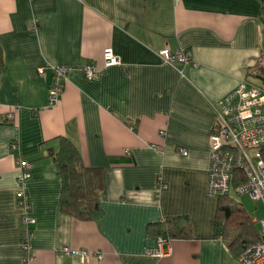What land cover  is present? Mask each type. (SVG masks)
Here are the masks:
<instances>
[{
  "label": "crops",
  "instance_id": "obj_1",
  "mask_svg": "<svg viewBox=\"0 0 264 264\" xmlns=\"http://www.w3.org/2000/svg\"><path fill=\"white\" fill-rule=\"evenodd\" d=\"M0 46V264H243L207 192L210 134L224 95L244 80L264 82L249 75L264 69V0H0ZM106 47L121 64L96 79L72 70L50 107L53 66L102 67ZM164 47L191 50L193 63H164ZM60 136L104 170L97 220L61 209L50 155ZM21 161L30 165L24 182ZM25 215L36 220L30 236ZM177 215L193 237L151 255L157 238L147 225ZM64 247L103 259L82 262Z\"/></svg>",
  "mask_w": 264,
  "mask_h": 264
},
{
  "label": "built area",
  "instance_id": "obj_2",
  "mask_svg": "<svg viewBox=\"0 0 264 264\" xmlns=\"http://www.w3.org/2000/svg\"><path fill=\"white\" fill-rule=\"evenodd\" d=\"M158 55L164 63H193V53L188 49L172 50L164 47L158 51ZM120 64L121 59L113 48L106 47L103 51L102 67H98L93 62L53 66L49 106L52 107L58 103L65 81L72 70L82 72L89 79H96L103 69ZM215 110L216 121L210 134L208 195L238 197L247 194L264 205V87L244 80L219 100ZM13 118L14 114L9 113L8 119ZM13 147H16V144H13ZM180 153L187 155L188 151L182 148ZM19 166L22 171L19 181L24 182L29 176L30 165L21 161ZM18 200L23 207L28 208L24 187L18 192ZM35 221L34 218L26 215L22 219L23 225L29 229V236L32 234ZM253 221L260 228L261 240L249 246L240 255V260L243 264H264V218L254 217ZM170 241L165 236L157 237L156 247L149 253L156 257L168 255L170 250L165 247L170 245ZM23 247L28 252L31 250L28 240L23 243ZM61 253L78 257L82 262L93 257L103 259L100 251L64 247ZM33 260L34 256L30 255L28 261Z\"/></svg>",
  "mask_w": 264,
  "mask_h": 264
},
{
  "label": "trees",
  "instance_id": "obj_3",
  "mask_svg": "<svg viewBox=\"0 0 264 264\" xmlns=\"http://www.w3.org/2000/svg\"><path fill=\"white\" fill-rule=\"evenodd\" d=\"M3 52L0 46V67L3 66ZM257 73L249 75L264 78V69L256 66ZM58 151L50 155L59 165L61 177V209L81 220H97L103 215L102 202L105 198L104 170L101 167L86 166L77 145L66 136H60ZM216 218L225 224L224 237L229 248L239 256L251 245L261 240L259 226L244 205L233 196L217 197ZM152 237L165 236L192 238V227L185 215L169 216L147 225Z\"/></svg>",
  "mask_w": 264,
  "mask_h": 264
},
{
  "label": "rangeland",
  "instance_id": "obj_4",
  "mask_svg": "<svg viewBox=\"0 0 264 264\" xmlns=\"http://www.w3.org/2000/svg\"><path fill=\"white\" fill-rule=\"evenodd\" d=\"M255 81L256 84L264 87V82L259 80V79H255L253 80ZM238 201H240L244 207L247 209L248 212H250V214L252 215V217H255L257 219H261L264 218V205L261 201H256L253 200L250 195H240L237 197ZM258 226V224H257Z\"/></svg>",
  "mask_w": 264,
  "mask_h": 264
}]
</instances>
